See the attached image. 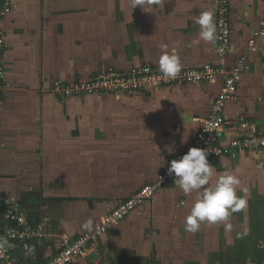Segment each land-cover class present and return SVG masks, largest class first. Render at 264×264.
I'll return each mask as SVG.
<instances>
[{
	"label": "crops",
	"instance_id": "1",
	"mask_svg": "<svg viewBox=\"0 0 264 264\" xmlns=\"http://www.w3.org/2000/svg\"><path fill=\"white\" fill-rule=\"evenodd\" d=\"M228 2L232 44L224 59L216 52V40L199 39V25L194 22L202 11L211 10L216 24L218 0H153L134 10L125 0L118 14L119 24L133 28V39L124 40L122 46L116 43L117 59L97 68L91 60L96 53L88 59L94 44L91 40H59L55 36L8 40L0 105V219L4 222L7 209H17L32 233L11 246L10 254L18 264H44L64 241L93 231L120 200L155 182L192 144L199 119L210 114L224 76L214 84L177 85L120 98L93 95L63 101L53 92V81L87 79L106 67H158L161 44H167L168 51L179 56L182 68L219 66L223 62L226 70H231L246 57L237 99L228 102L226 117L230 121L238 116L247 118L254 132L247 131L246 135L264 134V36L257 37L253 48L249 46L264 21V0ZM81 60L86 65L80 64ZM209 163L213 180L224 171L236 174L241 182L237 191L261 187L259 175L264 181V154L239 153ZM174 180L156 202L140 208L107 233L98 254L74 264L218 261L208 252L211 243L226 234H237L206 223L196 233H187L184 227L181 233L176 225L168 228L176 219L177 224L180 218L184 220L196 196L184 195ZM245 218L247 222L251 219ZM89 219L93 220L90 231L83 227ZM229 240L219 242L217 249L223 245L229 252ZM109 253H115L113 260L106 257ZM161 254L172 258L164 261L158 258ZM152 255L158 259L147 261ZM224 259L230 261L227 256Z\"/></svg>",
	"mask_w": 264,
	"mask_h": 264
},
{
	"label": "built area",
	"instance_id": "2",
	"mask_svg": "<svg viewBox=\"0 0 264 264\" xmlns=\"http://www.w3.org/2000/svg\"><path fill=\"white\" fill-rule=\"evenodd\" d=\"M8 9L6 11H9ZM216 28L218 37L216 52L221 59H224L230 52L232 44V13L228 0H218ZM261 35L264 36V21L261 22L260 31L255 34L256 38L249 42L251 48L255 46L257 37ZM5 48L4 40H0V105L1 92L4 88L5 71L2 63ZM246 64V57H242L231 70H226L223 62L219 66L204 64L200 67H186L182 68L174 79L163 76L158 67L150 64L133 65L126 70L101 68L87 79H76L72 82L53 81L52 90L61 101L93 95L120 98L146 94L177 85L211 84L223 75V86L212 102L210 114L199 119V128L192 144L175 159L178 160L191 147L207 150L209 161L222 157H234L239 153L256 156L264 154V134L246 135L247 131L254 132V126L247 118L238 116L230 121L226 117L228 102L237 99L238 84ZM169 166L170 163L158 175L155 182L143 186L131 196L120 200L111 212L100 219L93 231L64 241L61 248L44 264H74L93 253L98 254L100 243L107 233L126 221L141 207L152 203L154 197L175 179L174 175H168ZM3 220L4 222L0 219V238L7 239L8 243L4 249L0 250V264H18L10 254L11 246L16 242L25 241L32 233L29 231L26 219L17 209H7Z\"/></svg>",
	"mask_w": 264,
	"mask_h": 264
},
{
	"label": "rangeland",
	"instance_id": "3",
	"mask_svg": "<svg viewBox=\"0 0 264 264\" xmlns=\"http://www.w3.org/2000/svg\"><path fill=\"white\" fill-rule=\"evenodd\" d=\"M146 1L152 3L153 0H142L143 5L146 4ZM124 2L125 0H0V40H4L6 48L10 46L8 40H44L47 36L53 38L55 36L59 40H66V38L91 40L94 44L88 59L93 53H96V57L91 58L95 62V68L101 64L109 65L117 59L115 58L118 53L117 45L121 44L122 46L124 40L133 39V28H122L119 24L118 14ZM126 5L132 10L135 9L131 5V0H126ZM7 8L9 11H6ZM29 8L33 9L29 11ZM3 60H5L4 57ZM80 64L86 65L85 60H81ZM127 68L117 69L126 70ZM105 69L116 68L106 67ZM261 179L262 175H259L257 181L260 182L261 187L244 188L237 191L240 193L237 194L238 196L243 194L246 198L245 208L230 213L226 222L215 224L217 228H225L226 231L230 230L237 235L235 237L226 234L227 237L211 243L208 252L212 255V260L213 258L218 260H213L211 264L220 262H225L222 264H264V229L260 226L263 222L261 219L264 220V181L261 182ZM161 195V193L156 195L153 203ZM148 205L151 204H146L141 208L148 207ZM246 216L247 218L251 217L248 222ZM172 220L173 218L170 222ZM179 220L178 224L177 219L175 224L174 222L169 223L170 227L168 228L176 225L178 230L183 233V221L181 218ZM227 239H230L227 242L230 245L229 252H227V246L219 245L217 249V244L223 243ZM114 254H106V257L113 260ZM119 254L121 255V252ZM137 254L140 253H134V255ZM226 256L230 260L229 262L225 261ZM158 258L167 261L172 257L169 254H161L158 255ZM158 258L152 255L151 259L146 260L151 262ZM137 259L140 260V257L138 256Z\"/></svg>",
	"mask_w": 264,
	"mask_h": 264
},
{
	"label": "clouds",
	"instance_id": "4",
	"mask_svg": "<svg viewBox=\"0 0 264 264\" xmlns=\"http://www.w3.org/2000/svg\"><path fill=\"white\" fill-rule=\"evenodd\" d=\"M131 5L133 9L137 6L143 7V2L131 0ZM214 15L213 11L206 10L194 18V22L199 25L200 40L215 42L218 38ZM160 49L161 54L157 61L159 72L165 77L176 78L182 69L179 56L174 51L169 52L167 44H161ZM207 157V150L191 147L178 160L173 159L168 168V175H174V183L184 195L196 193L183 220L185 231L190 233L199 231L204 223L215 225L226 222L230 213L242 210L247 203L244 196L237 195L241 183L238 176L224 171L213 180V166ZM83 227L92 230L93 220H87ZM7 243V239L0 238V250L4 249Z\"/></svg>",
	"mask_w": 264,
	"mask_h": 264
}]
</instances>
